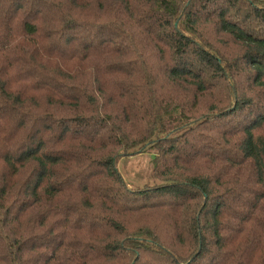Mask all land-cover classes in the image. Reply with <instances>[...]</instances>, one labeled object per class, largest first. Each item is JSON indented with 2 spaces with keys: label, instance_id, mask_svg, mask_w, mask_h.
Wrapping results in <instances>:
<instances>
[{
  "label": "trees",
  "instance_id": "trees-1",
  "mask_svg": "<svg viewBox=\"0 0 264 264\" xmlns=\"http://www.w3.org/2000/svg\"><path fill=\"white\" fill-rule=\"evenodd\" d=\"M0 264H264V0H0Z\"/></svg>",
  "mask_w": 264,
  "mask_h": 264
},
{
  "label": "rangeland",
  "instance_id": "rangeland-1",
  "mask_svg": "<svg viewBox=\"0 0 264 264\" xmlns=\"http://www.w3.org/2000/svg\"><path fill=\"white\" fill-rule=\"evenodd\" d=\"M153 157L151 150L130 154L119 158L117 167L129 185L143 186L154 180L151 171Z\"/></svg>",
  "mask_w": 264,
  "mask_h": 264
}]
</instances>
